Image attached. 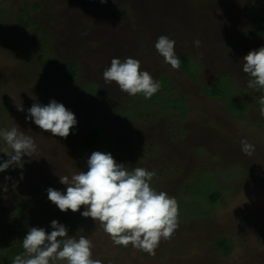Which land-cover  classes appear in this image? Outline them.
<instances>
[{"label": "rangeland", "instance_id": "374dc122", "mask_svg": "<svg viewBox=\"0 0 264 264\" xmlns=\"http://www.w3.org/2000/svg\"><path fill=\"white\" fill-rule=\"evenodd\" d=\"M263 16V0H0V129L17 127L37 144L21 167L0 172V264L23 251L30 227L50 232L52 220L90 239L103 264H264V91L248 88L242 71L243 57L264 46L255 37ZM161 35L175 40L178 70L155 49ZM41 56L76 63L78 80L55 92ZM128 57L161 83L150 99L104 83L111 60ZM53 99L77 119L67 138L15 107ZM241 139L255 145L252 156ZM93 151L154 171L151 187L177 200L178 227L154 255L115 246L83 206L61 212L49 201V187L66 192L59 175L86 171ZM220 237L235 243L230 256ZM179 245L188 256L177 257Z\"/></svg>", "mask_w": 264, "mask_h": 264}, {"label": "clouds", "instance_id": "9594fccd", "mask_svg": "<svg viewBox=\"0 0 264 264\" xmlns=\"http://www.w3.org/2000/svg\"><path fill=\"white\" fill-rule=\"evenodd\" d=\"M105 2V0H101ZM199 48L201 41H193ZM175 40L161 35L155 49L164 62L173 69H179L181 61L175 50ZM242 71L250 79L247 87L264 91V46L250 50L242 59ZM105 84L113 82L129 96L142 94L150 99L156 94L161 83L152 75L141 70L138 59L128 57L121 61L113 58L110 66L103 71ZM16 110L26 111V120H31L43 132L53 137L67 138L77 119L69 109L55 99L47 105L33 103L27 110L15 103ZM259 114L264 117V95L259 98ZM0 139L6 147L0 149L8 159L0 162V172L10 167L20 166L22 158H31L37 152L33 137L17 127L0 129ZM241 151L252 156L255 145L241 139ZM156 175L142 167L129 170L125 164L117 163L111 153L93 151L87 159V170L69 176H60V183L66 192L49 187L47 196L61 212L84 211L81 216L91 217L99 222L115 246L130 244L141 251L154 255L161 239L168 240L178 227L179 204L165 191H157L150 182ZM11 177H5L9 180ZM21 179L23 176L21 175ZM7 191V188H4ZM51 231L43 227H30L22 240L23 251L15 255L10 264H103L101 259H93L92 241L85 236L79 238L68 234L65 225L52 220Z\"/></svg>", "mask_w": 264, "mask_h": 264}, {"label": "trees", "instance_id": "16d2710c", "mask_svg": "<svg viewBox=\"0 0 264 264\" xmlns=\"http://www.w3.org/2000/svg\"><path fill=\"white\" fill-rule=\"evenodd\" d=\"M264 1V0H263ZM262 21L260 23V25L258 24L256 26V34L255 37L258 39H264V16L260 18ZM259 21V20H258ZM47 40V38H46ZM49 43V41L47 40V44ZM41 58L44 60V64L46 65V70L48 71V73L50 74V77L52 78L53 82L56 84V86L58 87V89H56L55 92L61 91L64 88L69 87L70 85H72L74 82H76L79 78V72L77 69V65L76 63L74 64H65L62 62L57 61L56 59H47L45 61V57L41 56ZM184 73H186V71H184ZM50 83V82H49ZM51 85V83H50ZM238 109V115L239 117H241V112L242 110L239 109L238 107H236ZM94 128V127H93ZM97 128L100 130V128L97 126ZM92 129V128H90ZM89 130L86 131V133ZM85 133V134H86ZM83 137H87V136ZM91 134V132H90ZM95 134V133H93ZM92 134V135H93ZM100 142V141H99ZM99 142L97 144H95L96 146H98ZM98 147H94L93 149H97ZM204 217H206L207 215L201 213ZM181 246L179 245L178 248H180ZM217 248L218 250L225 256H230L231 253L233 252V250H235L236 245L235 243L230 240L228 237H220L219 239V243L217 244ZM171 253V250H170ZM185 250L184 248H180L177 250V257L181 255H187L185 254ZM182 264V261L180 262Z\"/></svg>", "mask_w": 264, "mask_h": 264}]
</instances>
